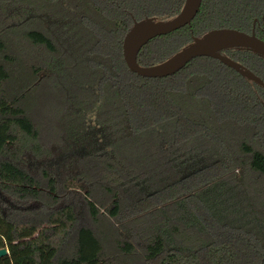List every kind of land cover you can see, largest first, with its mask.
I'll return each instance as SVG.
<instances>
[{
  "label": "trees",
  "instance_id": "trees-1",
  "mask_svg": "<svg viewBox=\"0 0 264 264\" xmlns=\"http://www.w3.org/2000/svg\"><path fill=\"white\" fill-rule=\"evenodd\" d=\"M183 2L0 0V264H264V88L211 57L160 78L123 60L133 18ZM263 7L202 0L137 62ZM220 53L264 81L257 54Z\"/></svg>",
  "mask_w": 264,
  "mask_h": 264
},
{
  "label": "water",
  "instance_id": "water-1",
  "mask_svg": "<svg viewBox=\"0 0 264 264\" xmlns=\"http://www.w3.org/2000/svg\"><path fill=\"white\" fill-rule=\"evenodd\" d=\"M201 1L184 0L180 11L168 19L144 17L137 20L133 18L131 27L122 39V56L128 69L141 77H166L179 71L192 59L204 56L218 59L242 77L264 88V81L259 76L220 53L222 50L231 48L247 49L264 60V41L254 33L249 34L234 28H214L201 36H192L190 42L156 64L144 66L137 62L138 52L149 40L190 24L200 8ZM6 254L8 250L1 248L0 257Z\"/></svg>",
  "mask_w": 264,
  "mask_h": 264
},
{
  "label": "flooded vegetation",
  "instance_id": "flooded-vegetation-1",
  "mask_svg": "<svg viewBox=\"0 0 264 264\" xmlns=\"http://www.w3.org/2000/svg\"><path fill=\"white\" fill-rule=\"evenodd\" d=\"M259 16L257 17H254L253 20H252V23H251V27H250V32L249 34L251 33H254L255 36H257V32H259L262 36H264V7H263V10L261 13L258 14ZM242 31V30H241ZM246 32V31H244ZM248 33V32H246ZM258 37V36H257ZM260 38V37H258ZM262 39V38H260ZM264 41V39H262ZM226 56V55H225ZM229 58V57H228ZM232 60V59H231ZM234 61V60H233ZM236 63H238L240 66L248 69L247 67H245L244 65L240 64L239 62L237 61H234ZM250 70V69H248ZM251 71V70H250ZM253 72V71H252ZM254 73V72H253ZM255 74V73H254ZM258 76V75H257Z\"/></svg>",
  "mask_w": 264,
  "mask_h": 264
},
{
  "label": "rangeland",
  "instance_id": "rangeland-1",
  "mask_svg": "<svg viewBox=\"0 0 264 264\" xmlns=\"http://www.w3.org/2000/svg\"><path fill=\"white\" fill-rule=\"evenodd\" d=\"M216 110H215V117L219 120L226 119V116L221 114L220 109L224 112L226 110V104L224 102H216ZM229 119L224 120V123H229ZM249 139V138H248ZM212 172V170L210 171ZM191 179V178H189Z\"/></svg>",
  "mask_w": 264,
  "mask_h": 264
}]
</instances>
